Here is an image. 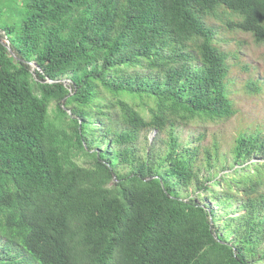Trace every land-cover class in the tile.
I'll return each mask as SVG.
<instances>
[{"label":"trees","instance_id":"1","mask_svg":"<svg viewBox=\"0 0 264 264\" xmlns=\"http://www.w3.org/2000/svg\"><path fill=\"white\" fill-rule=\"evenodd\" d=\"M211 20L264 42V0H0V264H264V131L188 133L238 113Z\"/></svg>","mask_w":264,"mask_h":264},{"label":"rangeland","instance_id":"2","mask_svg":"<svg viewBox=\"0 0 264 264\" xmlns=\"http://www.w3.org/2000/svg\"><path fill=\"white\" fill-rule=\"evenodd\" d=\"M208 23L217 29L224 39L217 37L219 41H222V50L229 49L231 54H235L234 58L228 60L227 66L233 83L232 98L236 102L238 113L225 124L210 123L203 128L190 129L188 133L198 134L206 130L211 144L217 138L220 145L219 161L227 165L230 159L229 154L240 134L246 131H264V42L256 43L253 35L231 30L220 21L211 20ZM32 66L36 70L34 65ZM255 86L258 88L257 91L253 90ZM152 136V134L149 136L150 139ZM140 147L142 149L147 147L144 136L141 138ZM213 171L224 174L228 170L223 171L218 167V170ZM185 195L186 193L183 192L182 196Z\"/></svg>","mask_w":264,"mask_h":264},{"label":"water","instance_id":"3","mask_svg":"<svg viewBox=\"0 0 264 264\" xmlns=\"http://www.w3.org/2000/svg\"><path fill=\"white\" fill-rule=\"evenodd\" d=\"M32 65H34V64H32ZM34 67H36V66L34 65ZM52 83H56V82H52ZM64 84L68 85L69 83L67 81H64ZM153 138H154V135L152 136L151 141L153 140Z\"/></svg>","mask_w":264,"mask_h":264},{"label":"bare ground","instance_id":"4","mask_svg":"<svg viewBox=\"0 0 264 264\" xmlns=\"http://www.w3.org/2000/svg\"><path fill=\"white\" fill-rule=\"evenodd\" d=\"M33 67V66H32Z\"/></svg>","mask_w":264,"mask_h":264},{"label":"clouds","instance_id":"5","mask_svg":"<svg viewBox=\"0 0 264 264\" xmlns=\"http://www.w3.org/2000/svg\"><path fill=\"white\" fill-rule=\"evenodd\" d=\"M247 70V69H246Z\"/></svg>","mask_w":264,"mask_h":264}]
</instances>
